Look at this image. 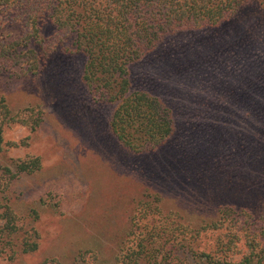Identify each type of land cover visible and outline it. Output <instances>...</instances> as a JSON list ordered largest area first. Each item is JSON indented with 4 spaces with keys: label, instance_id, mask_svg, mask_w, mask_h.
Segmentation results:
<instances>
[{
    "label": "rangeland",
    "instance_id": "rangeland-1",
    "mask_svg": "<svg viewBox=\"0 0 264 264\" xmlns=\"http://www.w3.org/2000/svg\"><path fill=\"white\" fill-rule=\"evenodd\" d=\"M261 8L250 5L218 27L167 34L128 67L130 91L158 98L173 120L166 142L142 154L114 138L115 106L93 102L86 91L85 57L64 53L51 27H43L42 47L50 55L38 73L25 66L0 73V97L12 113L26 108L43 113L33 132L19 124L6 128L0 151L1 166L40 159L38 172L21 174L8 187L19 224L36 230L38 248L29 254L2 251L0 264H115L135 203L147 196L157 195L162 214L176 213L192 228L214 220L221 206L245 209L259 219L264 210ZM26 32L18 11L0 6V41ZM244 224L241 218L233 228L235 262L248 241Z\"/></svg>",
    "mask_w": 264,
    "mask_h": 264
},
{
    "label": "trees",
    "instance_id": "trees-1",
    "mask_svg": "<svg viewBox=\"0 0 264 264\" xmlns=\"http://www.w3.org/2000/svg\"><path fill=\"white\" fill-rule=\"evenodd\" d=\"M254 4L264 9V0H0V6L18 11L27 31L19 39L0 41V73L24 66L38 73L50 55L42 47V30L51 27L64 53L85 57L81 81L93 102L115 106L110 130L116 141L134 154L154 151L173 133L172 114L158 98L130 91L128 67L165 35L218 27ZM42 115L39 108L12 113L0 97V151L6 128L19 124L33 132ZM40 168L37 157L0 165V252L29 254L38 248L36 230L19 224L8 187ZM159 201L154 195L135 203L115 264H264V210L257 219L245 209L221 206L214 220L192 228L176 213L162 214ZM241 218L248 241L235 262L233 228Z\"/></svg>",
    "mask_w": 264,
    "mask_h": 264
}]
</instances>
